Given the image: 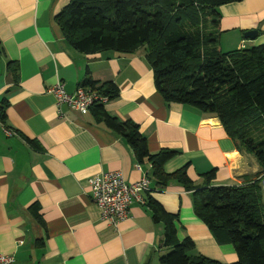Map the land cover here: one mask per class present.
Wrapping results in <instances>:
<instances>
[{"label": "crops", "instance_id": "0c3cea01", "mask_svg": "<svg viewBox=\"0 0 264 264\" xmlns=\"http://www.w3.org/2000/svg\"><path fill=\"white\" fill-rule=\"evenodd\" d=\"M68 1L0 0V251L12 255L13 264H160L171 248L163 246V222L151 217L147 201H155L176 215L177 238L193 241L190 256L236 261L233 246L216 242L195 215L192 192L182 182L159 185L151 163L137 161L92 106L82 112L57 107L45 89L61 81L72 93L87 77L97 86L113 82L118 95L103 109L136 123L150 153L175 150L162 171L186 166L196 187L259 180L264 204V167L237 150L216 117L164 102L144 47L130 53L74 49L54 19ZM219 12L222 51L264 44V0L225 3ZM248 30L257 31L253 38L244 36ZM111 170L128 182L144 174L150 187L145 203L133 202L117 224L101 219L86 181ZM210 170L214 177L207 184L202 174Z\"/></svg>", "mask_w": 264, "mask_h": 264}, {"label": "trees", "instance_id": "16d2710c", "mask_svg": "<svg viewBox=\"0 0 264 264\" xmlns=\"http://www.w3.org/2000/svg\"><path fill=\"white\" fill-rule=\"evenodd\" d=\"M239 0H69L54 19L65 40L82 53H130L145 48L154 86L166 103H182L216 117L239 152L252 154L264 167V44L222 51L218 46L221 5ZM89 77L82 86L108 100L118 88L98 86ZM99 120L125 138L137 161L146 159L159 185L169 179L192 192L195 215L216 242L233 246L237 260L227 264H264V204L259 180L243 186L196 187L186 166L166 174L163 162L176 152L150 153L145 138L131 120H118L102 104H94ZM210 182L214 170L202 174ZM154 222L164 224L163 246L171 249L160 264H223L202 255L190 256L194 243L178 239L174 221L155 201H147ZM36 208V205L33 204ZM38 216L37 212L34 213Z\"/></svg>", "mask_w": 264, "mask_h": 264}, {"label": "built area", "instance_id": "2783aa9c", "mask_svg": "<svg viewBox=\"0 0 264 264\" xmlns=\"http://www.w3.org/2000/svg\"><path fill=\"white\" fill-rule=\"evenodd\" d=\"M56 99V105H66L71 110L85 111L94 104H104L108 97L88 86H78L74 92H66L61 81H56L45 89ZM5 135L12 132L4 129ZM139 169V164H136ZM90 196L100 210V217L112 224H117L129 215V207L133 202L145 203L144 194L150 190L146 175L135 181H126L120 170H111L92 175L87 178ZM13 256L0 251V264H13Z\"/></svg>", "mask_w": 264, "mask_h": 264}, {"label": "water", "instance_id": "95a60500", "mask_svg": "<svg viewBox=\"0 0 264 264\" xmlns=\"http://www.w3.org/2000/svg\"><path fill=\"white\" fill-rule=\"evenodd\" d=\"M256 32H257L256 30H248V31L244 32V36L249 37V38H253L254 35L256 34Z\"/></svg>", "mask_w": 264, "mask_h": 264}, {"label": "rangeland", "instance_id": "374dc122", "mask_svg": "<svg viewBox=\"0 0 264 264\" xmlns=\"http://www.w3.org/2000/svg\"><path fill=\"white\" fill-rule=\"evenodd\" d=\"M219 8V7H218ZM262 134H264V131H263V133Z\"/></svg>", "mask_w": 264, "mask_h": 264}]
</instances>
